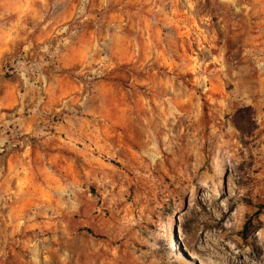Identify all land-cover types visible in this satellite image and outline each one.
Returning a JSON list of instances; mask_svg holds the SVG:
<instances>
[{
  "label": "rangeland",
  "instance_id": "1",
  "mask_svg": "<svg viewBox=\"0 0 264 264\" xmlns=\"http://www.w3.org/2000/svg\"><path fill=\"white\" fill-rule=\"evenodd\" d=\"M263 205L264 0H0V264H264Z\"/></svg>",
  "mask_w": 264,
  "mask_h": 264
},
{
  "label": "trees",
  "instance_id": "2",
  "mask_svg": "<svg viewBox=\"0 0 264 264\" xmlns=\"http://www.w3.org/2000/svg\"><path fill=\"white\" fill-rule=\"evenodd\" d=\"M264 210V205L260 206L258 211L256 212L255 216H258L262 211ZM253 226V221L250 219L244 226V229L242 231V235L246 237L247 233L250 231L251 227Z\"/></svg>",
  "mask_w": 264,
  "mask_h": 264
}]
</instances>
